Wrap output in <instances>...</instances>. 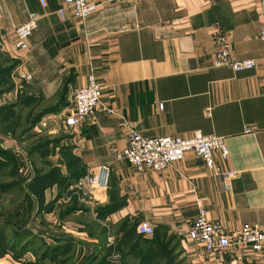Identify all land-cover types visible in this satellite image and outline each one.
I'll use <instances>...</instances> for the list:
<instances>
[{
	"label": "crops",
	"instance_id": "1",
	"mask_svg": "<svg viewBox=\"0 0 264 264\" xmlns=\"http://www.w3.org/2000/svg\"><path fill=\"white\" fill-rule=\"evenodd\" d=\"M95 1L104 4L83 21L70 10L65 18L59 15L64 0H45V5L41 0H0V69L14 64L13 71L0 74L1 89L8 86L6 79L11 82L0 92V106L15 97L11 103L17 111L27 98L32 117L43 113L30 130L24 131L29 123L22 120L14 131L32 141L29 154L43 163L36 174L52 173L41 197L32 195V232L49 247L63 246L57 258L69 264H264V249L248 250L246 256L233 249L208 252L189 237L200 207L229 230L244 223L264 230L260 0ZM32 14L38 26L29 50L20 51L15 28ZM219 30L238 57L257 61L254 68L214 65ZM19 68L33 78L19 79ZM90 74L103 86V105L117 113L98 108L67 126L75 91ZM122 117L148 137H191L200 131L225 138L229 157L224 161L216 154V163L238 176L224 183L191 152L160 171L138 172L128 160H115L111 151L128 145L129 128ZM247 126L256 132L246 133ZM0 148L25 157V149L7 131H0ZM103 163L111 166L109 188L103 201L92 202L82 182ZM142 221L154 225L156 234L139 236L123 228ZM59 262L48 257L44 264Z\"/></svg>",
	"mask_w": 264,
	"mask_h": 264
},
{
	"label": "built area",
	"instance_id": "2",
	"mask_svg": "<svg viewBox=\"0 0 264 264\" xmlns=\"http://www.w3.org/2000/svg\"><path fill=\"white\" fill-rule=\"evenodd\" d=\"M122 0H107L105 3H118ZM45 5V0H41ZM100 4L95 0H64V6L58 10L62 18L66 17L67 11L78 19L85 21L99 9ZM262 26L260 38L264 41V0H260ZM38 26V17L32 14L28 21L15 28L16 47L20 51H28L30 48V37ZM216 51L214 55V65L216 67L228 66L234 71L252 69L257 61L252 58H240L233 49L227 34L224 31L215 33ZM17 77L23 80H31L32 74L18 69ZM103 86L98 82L94 74L88 76L85 85L79 87L74 95L73 113L66 116L67 126H74L86 118L93 116L98 108H102L108 114L117 113L116 110L102 102ZM163 108L164 103H159ZM123 118V117H122ZM123 122L128 126V145L117 150L111 147L115 154V160H128L138 172L146 169L160 171L173 163L183 159L189 152L201 157L207 167L215 174L222 177L224 183L227 179L238 176L236 171H224L216 163L215 156L226 161L230 151L225 138L216 135H204L196 131L191 137L182 136H159L148 137L142 135L123 118ZM256 127L247 126L246 133L254 134ZM18 153V152H17ZM24 161V159H23ZM111 166L103 163L92 167L90 173L83 179L84 194L89 201L101 202L104 200L109 188ZM136 233L141 236H152L155 234V226L147 221L139 222L136 226ZM189 237L192 241L202 245L208 252L221 251L223 249L240 250L241 256H246L248 250L260 252L264 249V230L257 225L244 223L237 230H229L219 221H212L208 217L207 209L200 207L190 231Z\"/></svg>",
	"mask_w": 264,
	"mask_h": 264
},
{
	"label": "trees",
	"instance_id": "3",
	"mask_svg": "<svg viewBox=\"0 0 264 264\" xmlns=\"http://www.w3.org/2000/svg\"><path fill=\"white\" fill-rule=\"evenodd\" d=\"M13 65H9L6 67V69H0V74H3V72H8L10 73L11 71H13ZM2 72V73H1ZM5 81L7 82H3L4 86L6 87L7 85V89L11 88V82L8 81V79H6ZM1 84V85H3ZM3 88V87H1ZM0 88V92H3L4 89ZM30 103H32L31 99H22L20 104H21V109L18 110V112L16 113V107L18 106L16 103H10L4 106H0V125H1V130L3 129H12V132L15 130V126L18 122L24 120L27 123H29V125H26L24 128V131L26 132V130H30L36 122H38L41 118H42V114H38L37 116L32 117V111L30 108ZM20 106V105H19ZM26 109H29V111H27ZM55 110V109H54ZM20 111V112H19ZM16 116V117H15ZM3 121H7L6 123H3ZM14 126V127H13ZM13 127V128H12ZM3 130V131H6ZM4 158V159H3ZM19 162V160H18ZM6 164L7 166H10V168H12V170L17 171V167L11 166V164H16L17 163V159L14 158V155L12 153H8L3 151L2 148H0V165L2 164ZM15 168V169H14ZM52 176V173L49 175H42V174H37V176L31 181L30 183V189H25V193H26V204L23 208H21L24 212H22L21 209H19L16 213L18 215L21 214H25V212H27L28 214H32L33 213V209H34V205H33V198L32 195L35 194L37 195V197L40 195H42V192L50 185L51 181H49V178ZM62 182L65 181L64 178L61 179ZM20 185V184H19ZM16 186H18V182L17 181H9L8 183H6L5 186L3 187H13L15 188ZM105 206V205H104ZM103 206V207H104ZM106 207V206H105ZM102 208V207H101ZM27 215H24V217ZM29 219L27 217H25V219L20 220L21 223L18 222H14L12 223V225L16 228V232L17 235H15V237L13 238V241L10 243H1L0 241V257H4L7 254H12L9 249H13L15 248V256H13L15 259L19 260L20 258H22L25 255V248H24V244L25 242L20 241L21 238H23L24 236H32V238L36 239V240H40L41 245L45 244V247H41L40 251L41 253H39V255L37 256L38 260L35 263L32 264H44L45 263V259L50 257L52 261H56V260H60L59 264H62L63 262H68L67 264H69V261H65L63 258L59 259L57 258L59 253H63V246H57V247H49V245L47 244L46 240L38 235H35L31 228L29 229L28 224H30ZM10 222V221H9ZM138 223L132 225L131 227H123L124 229L126 228L127 230H129V232H135L136 233V226ZM126 225V224H125ZM137 234V233H136ZM155 234H156V229H155ZM154 234V235H155ZM2 235V234H0ZM138 235V234H137ZM141 236V235H139ZM40 245V246H41ZM40 246L38 247H33L31 248V250L33 252H35V254H37ZM23 247V249H22ZM23 255V256H21ZM54 258V259H53ZM22 260V259H21ZM62 260V261H61ZM73 264V263H70ZM88 264H92V263H88Z\"/></svg>",
	"mask_w": 264,
	"mask_h": 264
},
{
	"label": "rangeland",
	"instance_id": "4",
	"mask_svg": "<svg viewBox=\"0 0 264 264\" xmlns=\"http://www.w3.org/2000/svg\"><path fill=\"white\" fill-rule=\"evenodd\" d=\"M1 60L5 61V58H1ZM15 99L16 98L13 97L12 99L10 98L9 100L6 99V101H3V102L11 103V102H15ZM17 112L18 110L16 111V113ZM6 122L7 121H3V123H6ZM3 130H6V129L2 128L1 130V125H0V131H3ZM6 131H7L8 136L15 138L17 140V144L19 146H22L25 149L24 150L25 157L21 156V154L17 152L15 154L12 153L14 155V158L17 159V163L11 164V166L15 165V167H17L18 169L17 171L12 170V168H10V166H7L5 163L0 165V234H2L0 235V241L1 243L8 242L9 244L6 246H9L10 243L13 241V238L15 237V235H17L16 228L12 225V223L14 222L21 223L20 220L25 219V217H27L29 219L28 222L31 224V221H30L32 217L31 213L28 214L27 212H25L24 215H27V216L24 217L23 214L18 215L16 212L25 206L26 201H27L25 189L27 190L30 189L31 181L37 176L36 168L41 167L43 163L40 162L38 158H36L34 155L29 154V147H31L33 143L32 141L30 140L28 141L26 138L23 139V137H21V135L19 134L21 130L18 131L17 133L15 131H13L14 132L13 133L12 129H7ZM6 131H3V132H6ZM30 144L31 146H29ZM26 145L28 147H26ZM9 181H17L18 186H16L15 188L3 187ZM22 212L24 211L22 210ZM26 227H29L30 229L29 224ZM20 241L25 242L24 248L25 247L26 248H25L24 253L26 256L21 255L23 257L20 258L19 260L25 259V261L27 262L26 264L35 263L38 260L37 256L40 253L41 247H45L46 243L41 245L40 240H36L32 238V236L30 235L24 236L23 238H21ZM35 246L36 247L40 246L37 254L33 252L32 254L29 255V253L32 252L31 248ZM9 250L12 251L11 252L12 254H7L4 257H0V264H5L4 262L5 259L8 260L9 264H16L17 261L13 257L16 255L15 248L9 249Z\"/></svg>",
	"mask_w": 264,
	"mask_h": 264
}]
</instances>
